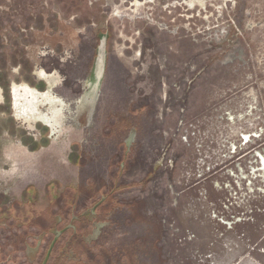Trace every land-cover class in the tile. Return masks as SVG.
<instances>
[{
    "label": "rangeland",
    "instance_id": "obj_1",
    "mask_svg": "<svg viewBox=\"0 0 264 264\" xmlns=\"http://www.w3.org/2000/svg\"><path fill=\"white\" fill-rule=\"evenodd\" d=\"M0 87V264H264V0H0Z\"/></svg>",
    "mask_w": 264,
    "mask_h": 264
},
{
    "label": "flooded vegetation",
    "instance_id": "obj_2",
    "mask_svg": "<svg viewBox=\"0 0 264 264\" xmlns=\"http://www.w3.org/2000/svg\"><path fill=\"white\" fill-rule=\"evenodd\" d=\"M36 76L47 84V89L39 90L27 82L12 84L14 117L30 127L43 124L49 127L53 134H57L69 121L70 116L67 112L72 110L71 104L54 93V89L61 81L58 75L40 69L36 71ZM1 101H3V93L1 94L0 90ZM77 105L82 106V104Z\"/></svg>",
    "mask_w": 264,
    "mask_h": 264
},
{
    "label": "bare ground",
    "instance_id": "obj_3",
    "mask_svg": "<svg viewBox=\"0 0 264 264\" xmlns=\"http://www.w3.org/2000/svg\"><path fill=\"white\" fill-rule=\"evenodd\" d=\"M107 40H108L107 35L103 34L98 51H97V56H96L92 75L88 78V81H87V91L82 97H79L78 101L76 102V105L82 104V106L86 105L88 107H91V111L93 109L94 104L96 103V100L99 97L100 85H101L102 79L104 77L105 69H106ZM0 90L2 94L3 90L1 88Z\"/></svg>",
    "mask_w": 264,
    "mask_h": 264
},
{
    "label": "water",
    "instance_id": "obj_4",
    "mask_svg": "<svg viewBox=\"0 0 264 264\" xmlns=\"http://www.w3.org/2000/svg\"><path fill=\"white\" fill-rule=\"evenodd\" d=\"M58 238V236H56V238H55V240ZM55 240H54V242H55ZM54 242H53V244H54ZM53 246V245H52ZM51 249H52V247H51ZM51 249H50V251H51ZM155 264H167L166 263V260H165V256H164V252H163V248H162V250H161V252H160V254H159V256H158V258H157V260H156V262H155Z\"/></svg>",
    "mask_w": 264,
    "mask_h": 264
}]
</instances>
